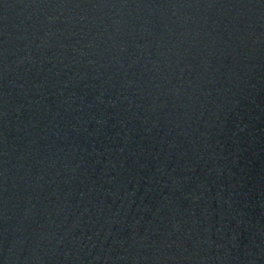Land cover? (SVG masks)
<instances>
[{"label":"water","instance_id":"95a60500","mask_svg":"<svg viewBox=\"0 0 264 264\" xmlns=\"http://www.w3.org/2000/svg\"><path fill=\"white\" fill-rule=\"evenodd\" d=\"M0 264H264V0H0Z\"/></svg>","mask_w":264,"mask_h":264}]
</instances>
